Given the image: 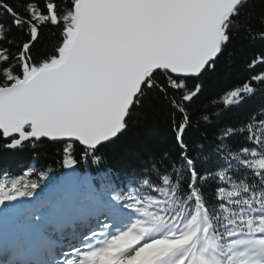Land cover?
Returning <instances> with one entry per match:
<instances>
[{
    "label": "snow or ice",
    "instance_id": "1",
    "mask_svg": "<svg viewBox=\"0 0 264 264\" xmlns=\"http://www.w3.org/2000/svg\"><path fill=\"white\" fill-rule=\"evenodd\" d=\"M255 7L0 0V155L55 145L65 170L0 174V264H264V48L198 104L237 43L264 45ZM148 112L166 114L165 146L122 187L82 174Z\"/></svg>",
    "mask_w": 264,
    "mask_h": 264
},
{
    "label": "trees",
    "instance_id": "2",
    "mask_svg": "<svg viewBox=\"0 0 264 264\" xmlns=\"http://www.w3.org/2000/svg\"><path fill=\"white\" fill-rule=\"evenodd\" d=\"M255 11L258 14L264 5L260 0H255ZM264 48V45L239 44L235 45V55L232 60L222 57L219 62L217 72L208 80L204 95L201 96L198 104L207 103L213 97L220 96L229 86L240 80L243 75V65L246 59L255 52ZM253 110L251 105L229 112L225 120L231 123H238L247 118ZM208 139L213 136L211 127L207 130ZM199 134H197V137ZM168 137L167 116L161 112H148L137 126L130 127L128 132L115 144L106 149H102L97 155L100 157L98 163H81L79 168L82 174L90 177H99L105 172L111 174V179L115 186L122 187L127 180L128 174L138 168L148 152L155 151L158 147L165 146ZM79 159V157H77ZM59 148L55 145H45L40 152L38 161L31 159L28 151L16 155H0V174L8 172L19 174L26 171L34 163L38 169H53L50 175H55L57 167L60 165ZM57 176V175H56Z\"/></svg>",
    "mask_w": 264,
    "mask_h": 264
}]
</instances>
